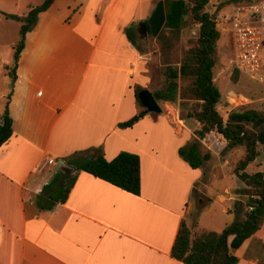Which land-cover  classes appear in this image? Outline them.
<instances>
[{
	"label": "crops",
	"instance_id": "0c3cea01",
	"mask_svg": "<svg viewBox=\"0 0 264 264\" xmlns=\"http://www.w3.org/2000/svg\"><path fill=\"white\" fill-rule=\"evenodd\" d=\"M42 1L0 0V10L24 15ZM155 1L55 0L26 36L14 81L13 56L0 55V117L7 105L13 127L0 146V264H183L170 254L181 221L192 235L220 232L246 199L234 173L245 148L224 150L221 135L210 134L198 145L209 158L191 168L178 149L198 127L176 121L171 102L173 112L118 126L144 109L135 86L149 85L144 54L125 29L148 25ZM7 27L19 36V23L0 15V38ZM97 148L106 160L139 156V195L79 171L63 203L40 209L35 196L63 172V159L75 151L87 159ZM232 253L236 264H264V220Z\"/></svg>",
	"mask_w": 264,
	"mask_h": 264
},
{
	"label": "trees",
	"instance_id": "16d2710c",
	"mask_svg": "<svg viewBox=\"0 0 264 264\" xmlns=\"http://www.w3.org/2000/svg\"><path fill=\"white\" fill-rule=\"evenodd\" d=\"M54 1L43 0L24 15L0 10L1 16L19 23V40L13 46V60L7 69L12 81L16 79L17 62L26 36L37 31L40 14ZM234 1L236 0L226 2L230 4ZM208 2L209 0H163L165 23L162 28L179 31L190 17L194 24V40L186 49L178 67H165V84L152 94L157 101L174 103L177 99L185 100L178 90V78L190 79L186 90L191 95V103L186 116L198 126L197 139L180 147L178 154L191 168H199L203 161L209 158V153L200 154L198 145L200 139L210 134L221 135L226 142L224 150L238 146L245 148L243 157L234 167V173L244 183V187L237 192L244 194L246 199L234 204L233 220L220 232L202 230L192 235L183 219L170 251L171 256L183 264H236L237 257L232 251L255 233L264 220V172L245 171L246 166L257 156V145H264V112L254 109L233 110L224 121L217 111L220 93L214 84L213 68L219 62L217 41L220 32L216 26V16L220 8L215 5L213 10L207 9ZM146 28L148 32L149 26L146 25ZM134 32L132 27L125 29L129 41L141 51ZM237 73L239 71L235 69L231 75L233 81L236 80ZM134 89L136 101L142 106L137 98V93L142 87L135 86ZM184 105L185 103H180L181 107ZM146 113L143 109L128 120L120 122L118 126L130 127ZM12 135V119L6 105L0 117V146ZM90 156L91 159L88 160L84 154L75 151L65 157L63 172H56L51 181L43 186L41 192L35 196L36 205L40 209H51L56 203H63L79 171H85L126 192L139 195L141 178L140 159L137 154L121 151L111 160H106L101 149L97 148L91 151ZM229 237H232L230 241Z\"/></svg>",
	"mask_w": 264,
	"mask_h": 264
},
{
	"label": "rangeland",
	"instance_id": "374dc122",
	"mask_svg": "<svg viewBox=\"0 0 264 264\" xmlns=\"http://www.w3.org/2000/svg\"><path fill=\"white\" fill-rule=\"evenodd\" d=\"M157 1L158 0L155 1V4ZM226 1L228 0H209L206 8L213 10L215 5H218V8H220L219 13L226 15L230 11V4ZM217 24L218 25L216 26L220 32V38L217 41L219 62L213 68L214 84L220 93V100L216 105L217 111L222 116V119L225 118V120L227 119L228 113L233 110L254 109L264 112V83H259L255 80L249 79L240 72L237 73L236 80H232L231 75L234 73L235 69L233 65V49L230 35V26L226 22H219ZM11 25L13 27V24ZM193 25L194 24L192 23L191 18L188 17L186 23L179 31H174L169 28H162L156 37H152L148 31V35L145 39L140 37L136 31V27L134 26L133 30L135 31L134 33L135 38L137 39V45L144 54L143 56L147 64V75L149 77V85L147 88L151 92H156L164 86V69L167 65L177 67L180 65L186 49L194 40ZM6 31L8 37L3 34V38H0V55L1 58L8 56V60H11L14 49L11 48V46H9L6 42L12 39L14 43H17L19 39L18 30L14 29L13 31L10 27H7ZM11 35L13 36L11 37ZM189 83V78H178V90L181 93V97L185 100L177 99L172 104L177 110V112H175L174 119L177 121V118L180 120L185 118V124L190 128H194L197 126L196 123L186 116L187 110L191 103V95L186 90ZM157 102L161 107L160 113L163 111L167 112L168 109L172 110V108L166 107L165 101ZM180 103H185L184 107H181ZM140 107L142 108L143 106ZM162 138L165 141H170L168 134H165ZM241 151L242 152L236 153L235 157L242 158L241 156L243 154V150ZM59 166L61 167V165ZM52 167H54L53 164H51L50 168ZM257 171L264 172L263 148L258 149V155L256 159L249 163L248 167L246 168V172L248 173Z\"/></svg>",
	"mask_w": 264,
	"mask_h": 264
},
{
	"label": "built area",
	"instance_id": "2783aa9c",
	"mask_svg": "<svg viewBox=\"0 0 264 264\" xmlns=\"http://www.w3.org/2000/svg\"><path fill=\"white\" fill-rule=\"evenodd\" d=\"M219 22L230 26L234 68L264 83V0H236L228 14L216 16Z\"/></svg>",
	"mask_w": 264,
	"mask_h": 264
},
{
	"label": "water",
	"instance_id": "95a60500",
	"mask_svg": "<svg viewBox=\"0 0 264 264\" xmlns=\"http://www.w3.org/2000/svg\"><path fill=\"white\" fill-rule=\"evenodd\" d=\"M165 23V9L163 0H158L152 13L150 14L147 24L149 26L150 35L152 37H156L161 31L163 25ZM139 32L141 37L145 39L148 35L146 23L144 21H140L138 23ZM137 41V39H136ZM137 98L140 104L144 107L147 112L160 113L161 107L155 99L152 92L143 88L138 91ZM87 159H91V156H87Z\"/></svg>",
	"mask_w": 264,
	"mask_h": 264
},
{
	"label": "flooded vegetation",
	"instance_id": "af4514ba",
	"mask_svg": "<svg viewBox=\"0 0 264 264\" xmlns=\"http://www.w3.org/2000/svg\"><path fill=\"white\" fill-rule=\"evenodd\" d=\"M138 34L140 35V37H141V34H140V32H139V30H138ZM142 38V37H141Z\"/></svg>",
	"mask_w": 264,
	"mask_h": 264
}]
</instances>
